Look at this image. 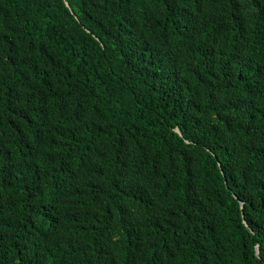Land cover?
<instances>
[{
  "label": "trees",
  "instance_id": "obj_1",
  "mask_svg": "<svg viewBox=\"0 0 264 264\" xmlns=\"http://www.w3.org/2000/svg\"><path fill=\"white\" fill-rule=\"evenodd\" d=\"M66 2L0 0V264H264V0Z\"/></svg>",
  "mask_w": 264,
  "mask_h": 264
},
{
  "label": "water",
  "instance_id": "obj_2",
  "mask_svg": "<svg viewBox=\"0 0 264 264\" xmlns=\"http://www.w3.org/2000/svg\"><path fill=\"white\" fill-rule=\"evenodd\" d=\"M63 1H64L65 6H66V7H69V6H68V3L66 2V0H63ZM175 132L179 134V131H178V130H175ZM179 135H180V134H179ZM240 207L242 208V204H240ZM243 224H244L245 227L249 230V228H248V226L246 225V223L243 222ZM249 231H250V230H249ZM255 252H256V256H258V255H259V252H258V247H257V246L255 247Z\"/></svg>",
  "mask_w": 264,
  "mask_h": 264
}]
</instances>
